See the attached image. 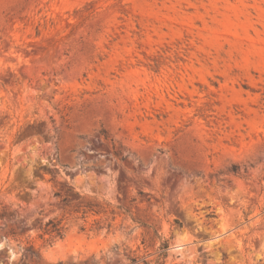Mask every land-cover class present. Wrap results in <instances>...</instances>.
<instances>
[{
  "label": "rangeland",
  "instance_id": "obj_1",
  "mask_svg": "<svg viewBox=\"0 0 264 264\" xmlns=\"http://www.w3.org/2000/svg\"><path fill=\"white\" fill-rule=\"evenodd\" d=\"M2 211L0 264H264V0H0Z\"/></svg>",
  "mask_w": 264,
  "mask_h": 264
},
{
  "label": "trees",
  "instance_id": "obj_2",
  "mask_svg": "<svg viewBox=\"0 0 264 264\" xmlns=\"http://www.w3.org/2000/svg\"><path fill=\"white\" fill-rule=\"evenodd\" d=\"M237 165H232L231 169L233 171H237ZM85 209L83 212H87L89 210H92V208H87L89 207L88 205H84L83 206ZM94 211L95 213H99L100 210H92ZM0 216H4V211L0 212ZM64 232H65V227L61 224L60 221H55L53 219H50L48 220L45 225H44V228H43V233L44 234H50V235H53L55 237H62L64 235Z\"/></svg>",
  "mask_w": 264,
  "mask_h": 264
}]
</instances>
